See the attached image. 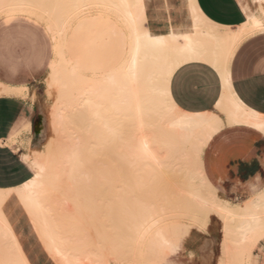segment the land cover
I'll return each instance as SVG.
<instances>
[{
    "label": "bare ground",
    "instance_id": "6f19581e",
    "mask_svg": "<svg viewBox=\"0 0 264 264\" xmlns=\"http://www.w3.org/2000/svg\"><path fill=\"white\" fill-rule=\"evenodd\" d=\"M177 3V16L158 20L160 15L155 9V0H0V13L18 12L17 8L23 7L25 14L32 15L33 9L32 12L26 9L29 6L38 9L37 12L34 10L36 13L42 11L52 16V19L49 16L45 18L55 48L48 78L50 86L57 84L58 87L51 126L55 141L45 154H36L30 159L35 167L33 177L20 185L0 188V264H109L102 262L105 258L103 252V255L101 252L98 254L101 246H93L97 252L91 249L86 236L91 230L96 234L105 230L107 234L102 233L103 236L112 238L105 242L109 244L106 246L108 250L119 248L120 237L128 229L139 237L152 233V236L166 240L163 228L156 225L159 213L166 210L163 201L169 193L165 194L163 190L178 186L177 181L170 180L172 175L174 178L183 176L178 178V182L186 189V192L175 196L183 188H173L175 191L171 192L175 198L181 200L182 195L187 194L195 200L201 213L214 211L222 219L239 217L236 244L240 249L251 245V236L264 223V189L242 199L241 205L233 206L231 201L220 200L203 171L202 157L208 141L223 125L243 123L264 132V114L246 107L231 91L229 83L232 54L241 40L263 31L264 9L263 18L255 17L241 28L225 30L202 19L191 0H177ZM85 5L98 8V12L94 11L97 15L93 17L86 10L90 17L83 16L84 23L93 22L92 17L94 20L103 18L105 24L101 28H92L87 38H83L86 42L82 44V51L71 56L66 52L69 31L74 23L71 20L76 18V25H81L78 17ZM8 6L10 9L5 12ZM21 10L18 13L24 14ZM41 13L36 14V18H42ZM115 27L119 35L113 38L123 46H120L122 57L117 54L116 47L114 53L108 54L111 32L116 33ZM74 36L77 43L78 37ZM191 60L211 64L222 81L220 99L213 109L206 112L185 111L170 96L172 74ZM26 90L25 86L7 85L0 81V95L24 94ZM42 129L40 120H37L34 130L40 132ZM24 157L29 158L26 154ZM176 165L180 166L177 171L173 167ZM190 165L194 170L192 167L188 169ZM185 167L186 171H181L180 168L184 170ZM167 172L172 174L168 175L170 178L166 177ZM177 172L182 174L177 175ZM168 181L172 186L167 187ZM101 182L106 183V187L105 190L99 188L100 191L97 185ZM199 183L200 187L209 188L206 193L199 191ZM97 191L102 192V196L103 192L111 195L102 204L105 212L102 210L104 207L99 208L104 198H100L102 196ZM170 195L168 197L172 199ZM111 201L117 204L114 202L116 205H113ZM89 206L95 210L88 209ZM89 211L91 213L88 214ZM94 211L95 215L92 214ZM97 217L105 218L108 231L103 227L104 221L99 222ZM90 219L98 225V230L92 221L82 224ZM68 222L71 227L66 225ZM80 227L88 232H82L84 238L78 235L83 240L77 241L76 232L79 230L76 228ZM70 228H74L72 233L77 239L72 246L70 236L65 235ZM86 244L89 247L86 248ZM78 246L84 248H77L75 252L73 249ZM89 248L93 252L91 257L95 255L96 258L86 255ZM228 249L224 247V253ZM220 252L222 254L223 251ZM89 257L92 262H89Z\"/></svg>",
    "mask_w": 264,
    "mask_h": 264
},
{
    "label": "rangeland",
    "instance_id": "374dc122",
    "mask_svg": "<svg viewBox=\"0 0 264 264\" xmlns=\"http://www.w3.org/2000/svg\"><path fill=\"white\" fill-rule=\"evenodd\" d=\"M246 1H248L250 3V7L247 4L244 5L245 10L247 11V17L251 14L258 13V11H259V0H246ZM8 7H6L4 9V11L6 9L9 10L10 6H8ZM14 7H12V10L14 9V11H16V9H15L16 7L15 8ZM21 8L24 12L25 8L24 9H23V7H21ZM21 8H17V11L19 12V9L21 10ZM26 9H27V12H28V9L31 12H32L31 9H33V13L35 14V17H34V14H32V15L29 13H28V15H27V13L25 14L26 11L24 12V14H21V13L13 12L10 10L9 11L10 14L9 13L7 14L8 11L7 12L5 11L6 12V14H5L3 12V9H2L3 13H0V15L4 14L3 16L2 15L0 16V67H5L7 71H10V69L16 70L17 71L16 73H18V77L12 84H22L27 89L24 94H18V95L17 94L16 95L15 94H7V96H5V97H8V99L12 100L11 101L12 104H9V105L1 104L2 100L0 99V102H1L0 103V118H1L0 119V136L5 138V139H3L4 144L0 141V145H1L0 148L1 149L3 148V151L0 153V187L15 186V185H18L21 182H23V180L30 178L35 172V168L31 165L30 159L35 157L34 155H36V154L37 155L45 154V152L48 151L49 146L56 139V138H54L55 133L52 132L51 126H52V116H53L52 114L55 112L54 105H55V103L57 104V101H55V100L57 99L56 92L58 90V87H57V84L50 86L49 78H48L49 77V71H50L49 70V64H50L51 60H53L55 58V56H54L55 55V50H54L55 48H54L53 40L51 39L50 32H49V30H47V26H46L47 21L45 19L46 16L47 17L49 16L50 19H52L51 18L52 16L46 15L47 14L46 12H45V14H43V12L39 10L40 13L42 12L41 15L42 14L43 15H42V18L38 17V18H40V19H38V18H36V16L38 14H40L39 12L36 13L38 9H36L35 7H29V6H27ZM97 9L98 8H95V7L92 8L91 6L89 8L86 7V5L84 6V8L82 6L80 10H81V12L83 10L84 11L82 13L80 12L79 17L80 16L81 17L80 18L78 17V20H80L85 15H86L85 16L86 18H89L90 16H87L89 13L92 16L93 15L96 16L97 14L95 12H98ZM22 10H21V12H22ZM34 10H36V12H34ZM86 10H87L88 14H87V12H85ZM165 16L168 17V13H166ZM48 18H47V20L49 21ZM73 19L75 21H73ZM73 19L71 20V23H73V22L74 23H73V25L71 24V30L69 31L70 34H69V38L67 41V47H66V52L68 51L71 56H75V54H77L79 51H82V46H83L82 44H84L86 42V39H83V38H87V36L90 34V32H91L90 30L92 28H101L103 26V24H105V21L103 18H102V20H101V18L94 20L91 17L90 19L93 22H90V20H89L88 22L90 24L89 23L87 24V23H84L83 20L81 19L80 22L82 21V23L78 27L76 25L77 19L76 18H73ZM84 20H85V18H84ZM103 21H104V23H103ZM85 24H86V26H85ZM87 25H89V26H87ZM115 30H116V33L111 32L113 35H112L110 47H108V54L114 53L115 47H116L117 48L116 49L117 54L122 57L123 55H122V53H121L122 51H120V49H122L123 46H122V44L120 45V42L116 43V40H115L116 38L115 39L113 38V37H117V35H119V32L117 31L118 28L115 27ZM263 31H264V29H263ZM263 31L256 32V33L252 34L251 36H254V35L261 33ZM74 34H76V38L78 37L77 43H75L76 39H74L75 38ZM251 36H248V37L244 38L243 40H245ZM241 42L238 44V46L241 44ZM114 43H116L117 45ZM120 46H122V48ZM238 46H237V48H238ZM237 48L235 49L234 55L236 53ZM234 55H233L232 59L234 58ZM232 59H231V61H232ZM3 96L4 95H2V96L0 95V97H3ZM24 100L28 101V103L33 102L34 110L32 112V121H33V125H34V123L37 120H40V122L42 124V128H43L40 132L35 131L34 128H32V131L31 130L29 131V123H28L29 118H28V115H27L25 108H24V105H23ZM53 109H54V112H53ZM49 128H50V130H49ZM224 133H225V131H224ZM51 137H53V138H51ZM51 139H53V140H51ZM210 147H211V143L205 149L204 154H203V159H204V156L209 151ZM24 154L29 156V158H28L29 161L24 158V156H23ZM191 165L188 169H190L191 167L193 168V166H191ZM177 166L178 165L173 166V167L175 169L180 167V166L179 167H177ZM170 168H171V170H173L172 167H170ZM180 169H181V171H186V167H185V169L183 168L184 170H182V168H180ZM192 170H194V168ZM176 171H177V169H176ZM176 171H174L172 174H175ZM92 173H94V172H92ZM121 173H123V170ZM172 174L167 172L166 177L168 175L170 176ZM180 174H182V172L178 173L177 175H180ZM90 176H91V173H90ZM92 176H94V175H92ZM97 176H99V175H97ZM173 176H175V175H172V177ZM180 176H178V177L176 176L175 178H177V179H175L174 177L173 178L171 177L172 178L171 179L169 177L170 180L173 181V179H174V181H177V183L176 182H174V184L172 183L173 185H175V183H176V184H178L179 188H181V189L183 188L181 191H178L177 194H175V196L178 195V193L181 195L183 193L182 191L186 192L185 187H180V185H179L180 183L178 181H180V179H178V178ZM121 177H125V176H121ZM181 177H183V176H181ZM196 179H194V180L197 181ZM91 180H95V179H91ZM103 180H105V179H103ZM233 180L234 179L231 178V180L225 182L224 185L216 184V183L212 182V184L214 186V190L216 189L215 190L216 195L217 194L219 195V196L217 195L218 198L220 200L229 201V203L231 201V204H233V206L236 204L241 205L240 202H242V199L244 200L246 197H248L252 193L259 191V189H260V191L262 189H264V172L261 174V176L259 177V181L257 183H255V185H251L250 182H243L242 181V183L239 184L240 186L238 189L231 191L230 189H231V186L233 184ZM95 182H96V180H95ZM98 182H99V180H98ZM168 182H169V185H167V187L172 186L170 184V181H168ZM92 183H93V181H92ZM200 183L197 184L199 186V189L201 188L200 190L199 189L198 190L204 194L207 191L206 189H209V188L200 187L201 186ZM105 184L106 183L102 184V182H101L100 185L99 184L98 185L96 184V185L99 186L98 189L103 188L101 190H105L104 189L106 187ZM89 186L91 188L90 184H89ZM178 186H176V187H178ZM181 186H184V185L182 184ZM176 187L175 188L173 187V188L177 190ZM173 188H172V190H171V188H169V190H167L165 187L166 190L164 189L163 191L166 192L165 194L169 193V195L170 194L172 195L171 191H175ZM91 189H93V188H91ZM100 191H97V193H98V195L102 196V192H100ZM117 191H119V190H117ZM114 192H116V191H114ZM119 192L122 193L121 190ZM103 193L104 194L102 197L99 196L100 198H104L103 200H101L102 202H101V206L99 208H102L105 206V205L102 206V204L104 201H106L107 196L110 195L109 193L106 194V192H103ZM174 193H176V192H174ZM90 194L92 195L93 193H90ZM95 194L96 193L94 192V195ZM113 194L115 195V193H113ZM117 194H119V193H117ZM117 194H116V196H117ZM168 196H167V199L165 201H167L169 204H166L167 202L163 201V203L166 205L165 206L166 210H163L164 211V212L162 211L163 213H159V215L160 214L161 215L160 216L158 215V221H157L158 223L156 225V227H161L165 230L164 235H165L166 239L169 240V242H170L164 248L160 249V247L155 246L154 244H152L150 242L151 241L150 236H152V233H150L149 235H144L143 237H139L136 234H133L130 231H128V230H130V229H128L126 231H123V235L119 234V235L123 236V237H120L121 241H119L121 245H118L120 249L117 248V249H113V250H111V249L108 250V248L106 247L109 244H107V243L105 244V242L112 240V238H109L108 235H107L108 237L103 236V234L106 233L105 230H104V232L101 231V233L99 231L98 233H100V234H96L95 230H94L95 232L93 230L89 231L88 235H86V236L88 237V242L89 241L91 242L90 243L91 249L94 248L93 246H96V245L101 246L100 247L101 250L98 247V249H99V250H97L98 254L101 252V254L103 255V253H104L103 256H105V258L103 256L102 257L105 260L103 261V259H102V262H108L109 264H115V263H118L119 261L121 262V264H160V262L163 258H166V260L169 261V264H219L222 261H223L222 264H228L229 262H230V264H234L233 262H235V261H236L235 264H264V231H263L264 223L262 224L261 229L258 230L256 233H254L251 236V238H250L251 245H249V247H247L245 249H240V248H238V245L236 244L237 240L239 239L238 231H236L237 226L240 222L239 217L236 216L235 219H230V217L222 219V217H219V215L217 213H215L214 211H208V213H201L198 210L197 203L195 202V200H191L190 196L187 194L185 196L182 195L181 200L179 198H175L173 195H172L173 196L172 199H171V197L169 198ZM96 198H98V197L96 196ZM186 198H187V200H186ZM98 200H97V202H99ZM108 200H109V198H108ZM168 200H173V201L169 202ZM114 202L111 201V204ZM115 203L113 205L117 204V203L116 204ZM94 204H95V202H94ZM99 205H100V203H99ZM92 208L93 207L89 206L88 209H92ZM107 208L108 207H106V210H107ZM102 210H104V212H105V207ZM85 211H87V210H84V212ZM99 211L102 212L101 210H99ZM118 211L120 212L121 210H118ZM118 211H116V212H118ZM85 213H87V212H85ZM89 213H91V212L89 211L88 214ZM92 214L95 215V211L92 212ZM207 214H209V215L207 216ZM90 216H91V218H93V216L91 214H90ZM85 217H84V219H85ZM79 218H81V217H79ZM112 218H115V217H112ZM118 218L120 219L119 216H118ZM231 218H233V217H231ZM82 219H83V217H82ZM94 219L95 218H93L92 220H94ZM97 219L99 222L104 221L103 222L104 226L103 225L102 226L104 227V229H106V231H108L106 228V226L108 225L106 223L107 221L105 222V220H103L105 218L102 217V220H101L99 217H97ZM237 219H238V221H237ZM71 220H73V219H71ZM80 220L81 219H79V221ZM92 220L90 219L89 221H85L82 224H86L87 222H90ZM114 220L115 219H113V221ZM220 220H222V222ZM263 220H264V218H263ZM66 221H68V219ZM75 221H77V220H75ZM121 221H123V220H121ZM69 222H70V220H69ZM69 222H68V224H66V223L65 224L68 225L69 227H71L69 224L72 221L70 223ZM60 223L62 224L63 222H60ZM79 223H81V221ZM235 223L236 224L238 223V224L235 225ZM93 224L95 227L98 226V225H95L94 221H92V225ZM96 224H99V223H96ZM114 224L115 223H113V225ZM119 224H122V222L121 223L119 222ZM66 225H64V226H66ZM78 225L81 226V224H78ZM85 226L86 225H84V227ZM88 226H91V225H87V227ZM118 227H119V225H118ZM82 228L81 227L76 228V230L77 229L79 230L76 232L77 237H78V235L81 236L84 233V231L86 232L85 234H87L88 230H86V228H85V230L82 231ZM90 228H92V226ZM100 228H102V227H100ZM63 229L64 228H62V230ZM95 229L98 230V227H96ZM108 229L110 230V228H108ZM66 230L69 231V229H66ZM124 230H125V228H124ZM72 231H75L74 228H72L69 232H66V234H65L68 237L69 236L71 237V238L69 237V243L71 244V246L75 242L74 239L77 240L75 235H74L75 233L73 232L74 233L73 234ZM118 233H120V231ZM222 234H223V236H222ZM98 235L102 236L103 238L98 237ZM72 236L75 238H73ZM226 236H227V238H226ZM82 237L84 238L83 235H82ZM235 237H237V238H235ZM78 238L79 239L77 241H80V239H82L81 237H78ZM118 239H119V237H118ZM85 240L83 243H86ZM110 242H112V241H110ZM228 242H229V244H228ZM234 243H235L236 247L234 246ZM80 245H82V243ZM88 245L85 247L86 248L89 247ZM83 246H84V244H83ZM221 246H223V247H221ZM226 246L230 247V248L227 247V249L229 248L228 252H226L228 255H225L226 253H224L225 252L224 247H225V250H227ZM232 246H233L234 250L232 249ZM79 247H81V246H78V247L74 248L73 250L75 251V249L77 250V248H79ZM83 248L84 247L79 248V249H83ZM91 249L89 248L90 251H87V253H86L87 256L90 255V257H91V254L93 253V252H91L92 251ZM94 249H95V252H97L96 247ZM112 251H113V253H111ZM220 251H223L222 254H224V256H226V257H224ZM77 252L79 255V251H77ZM232 252H233V254H231ZM81 253H82V251H81ZM101 254H100V256H101ZM84 255H85V253H84ZM112 255H114V256H112ZM237 255H239V256H237ZM94 256H92V257L96 258ZM115 256H116V258H115ZM81 257H83V256H81ZM90 257L88 260H89V262H92L91 260H93V259H90ZM121 257H123V258H121ZM107 258H108V260L106 261ZM222 258H224V259L222 260ZM97 260H98V258L96 259V262H97ZM96 262H93V263H96ZM99 262H101V261H99Z\"/></svg>",
    "mask_w": 264,
    "mask_h": 264
},
{
    "label": "crops",
    "instance_id": "0c3cea01",
    "mask_svg": "<svg viewBox=\"0 0 264 264\" xmlns=\"http://www.w3.org/2000/svg\"><path fill=\"white\" fill-rule=\"evenodd\" d=\"M191 1L199 16L219 29H238L255 17L263 18L264 0H259L258 13L248 17L244 5L247 4L250 7V3L246 0ZM155 2V9L160 15L158 20L163 18L167 20L169 17L178 15L177 0H155ZM166 13L168 17L165 16ZM230 63L231 91L246 107L264 114V31L243 40ZM16 72L13 69L7 71L5 67H0V81L7 85L24 86L12 84L18 77ZM222 90V81L216 69L208 62L201 60H191L180 65L172 74L169 82L170 96L175 104L185 111L194 113L213 109L221 97ZM3 95L0 97L2 100L0 103L12 104V100L5 97L7 95ZM23 105L29 118V131H32L35 125L32 121L33 102L28 103L24 100ZM3 139L5 138L0 136V141L4 144ZM210 143L209 151L204 159L202 157V167L211 184L213 182L224 185L232 178L234 179L230 189L232 191L238 189L242 181L250 182L251 185L259 181V177L264 172L263 131L243 123L226 124L212 136L205 149ZM2 151L3 148H0V153ZM164 231L163 229V234ZM150 240L160 249L170 243L169 240L162 241L156 236H150ZM160 264H169V261L163 258Z\"/></svg>",
    "mask_w": 264,
    "mask_h": 264
},
{
    "label": "snow or ice",
    "instance_id": "6c2138e0",
    "mask_svg": "<svg viewBox=\"0 0 264 264\" xmlns=\"http://www.w3.org/2000/svg\"><path fill=\"white\" fill-rule=\"evenodd\" d=\"M261 27H264V25H261Z\"/></svg>",
    "mask_w": 264,
    "mask_h": 264
}]
</instances>
